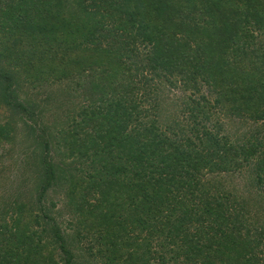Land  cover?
Here are the masks:
<instances>
[{"label":"trees","instance_id":"1","mask_svg":"<svg viewBox=\"0 0 264 264\" xmlns=\"http://www.w3.org/2000/svg\"><path fill=\"white\" fill-rule=\"evenodd\" d=\"M86 1L81 0L76 9L83 18L95 17L82 34L79 49L88 56L90 51L103 53L105 60L117 64L118 76L108 78L115 67H103L99 75L91 70L90 87L96 98L88 99L79 121L56 135L70 158L89 159L85 163L90 165L82 171L91 180V199L97 204L84 208L81 215L96 221L107 264H117L120 257L121 264H147L157 255L163 260L166 247L171 258H180L183 264H264V219L250 222L244 210L252 200L237 205L220 181L201 179L205 172L233 173L252 166L251 175L264 191V136L251 135L234 143L221 134L219 122L205 126L217 106L234 117L255 123L264 120V0ZM0 2L12 24L27 13L22 9L24 0L17 6L11 0ZM38 18L31 16L23 27L45 37L51 25ZM83 18L72 25L73 30L83 31ZM109 36L111 40L106 39ZM103 39L108 41L104 48ZM94 41L96 49L91 48ZM139 73H151L172 87L181 78L196 92L202 83L220 98L209 103L202 97L195 108H187L185 120L176 118L171 127H161L151 120L154 109L137 97L147 85L145 78L138 79ZM2 84L4 103L26 110L12 83ZM31 132L36 140L37 132ZM39 135L42 172L35 186L37 203L54 185L56 173L57 179L65 174L50 159L53 133ZM0 136V147H6V134ZM256 198L262 211L264 194ZM24 207L14 210L21 213ZM250 207L259 214L257 206ZM45 209L24 227L13 216L0 223V264H45L38 258L45 232L39 236L31 230L33 224L42 223L45 230L57 229L50 223L51 210ZM54 235L59 254L71 258L58 229ZM69 258L65 264H70Z\"/></svg>","mask_w":264,"mask_h":264},{"label":"rangeland","instance_id":"2","mask_svg":"<svg viewBox=\"0 0 264 264\" xmlns=\"http://www.w3.org/2000/svg\"><path fill=\"white\" fill-rule=\"evenodd\" d=\"M80 2L81 0H24L22 9L27 13L22 19L16 18L13 24L12 19H8L9 16L3 13L5 6L0 2V74L5 75L4 79L0 78V133L6 134L7 137L3 143L7 146L0 147V223L8 222L9 217L13 216L20 219L24 227L33 222L35 214L41 215L40 209L42 211L45 208L50 209L53 219L50 223L58 229L71 258L59 254L62 251L54 235L57 229L51 231L50 227H47L45 230L43 223L41 226L33 224L31 230L39 232V236L40 232H45L43 234L45 236L41 235L42 247L38 251L39 260L45 264H65L67 258L70 264L108 262L97 235L98 231L96 232V221L86 214L81 215L84 208L97 204L91 199V180L87 181L88 176L82 171L90 165L85 163V160L89 159L70 158L66 146L62 144L59 135L58 137L56 135V132L60 134L71 124L79 121L82 109L88 106V99L96 98L94 89L90 87L93 80L89 75L90 71L99 75L98 71L103 67L108 70L115 67L113 73H108V78L117 75L115 71L118 72L117 64L113 65L105 60L103 53L90 51L88 56V53L83 51L85 49H79L78 42L82 34L88 32L86 28L95 17L92 15L87 17L84 14L83 18L80 9L75 7ZM18 3L19 0H11L12 6H17ZM31 16L38 20L40 17L43 22L50 23V30L45 37L38 36L37 31L29 33L24 29L23 25H27ZM48 16L52 17L51 21ZM82 18L85 27L81 24L83 31L80 33L73 30L72 25L78 24ZM30 23L35 24V21ZM37 23L40 24V21ZM10 28L13 30L10 31ZM127 29L131 27L127 26ZM113 37L117 40L120 38L116 34H113ZM43 38H46L45 42ZM106 39L111 40L112 37ZM106 39L101 41L102 48L108 42ZM123 41V47H126L127 38L124 37ZM91 48H98L95 41ZM143 78L147 80V85L143 87L144 94L141 92L137 97L145 106L154 109L155 113L151 115V120L156 121L161 127L164 125L171 127L176 118L185 120L187 108H195L196 102H203L202 97L209 103L220 98L216 93L213 94L210 87L200 82L196 92L190 87V83L184 79L182 81L181 78L175 79V87L162 78H155L151 73H139L138 79ZM138 81L135 83L138 84ZM8 82L12 83L17 101L26 110L17 111L4 103L1 84L3 87ZM138 86L142 85L139 83ZM97 103L96 101L94 105L98 106ZM209 116L211 120L205 126L209 127L214 122H219L221 134L234 143H243L244 138L251 135L255 138L257 135L264 136V120L255 123L234 117L222 111L220 106H217L213 113L211 111ZM32 129L37 132L36 140L31 135ZM40 131L53 133L55 136H50L53 144L49 151L50 159L53 160L54 166L64 168L65 174L62 171L61 179H57L56 173L54 185L45 191L41 202L37 203L38 192L35 186L42 172V168L38 166L41 151L39 136L42 134L41 132L39 135ZM2 138L3 136H0V140ZM56 145L59 146L58 149ZM251 169L252 166H244L233 173L210 175L205 172L201 179L204 182L208 179L220 181L221 187L226 189L225 193L229 192L231 197L237 200V205L251 199L250 205L257 206L259 214L251 211L250 205L247 204L244 207L247 220L252 222L258 218L261 222L264 219V206L261 205L260 211L256 197L264 194V191L254 181ZM74 182L76 187L72 189ZM81 189L84 191L81 192ZM21 204L25 205L21 213L14 210ZM39 205L43 209L39 208ZM80 205L84 206L82 212L81 210L78 212ZM169 249L170 247L163 249L165 252L162 253L163 260L158 259L157 255L153 259L149 258L147 264H183L179 262L180 258L176 260L171 258ZM261 249L264 250V247ZM121 262L122 257L117 264Z\"/></svg>","mask_w":264,"mask_h":264}]
</instances>
